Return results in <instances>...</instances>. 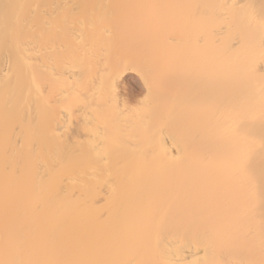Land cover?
I'll list each match as a JSON object with an SVG mask.
<instances>
[{
    "label": "bare ground",
    "instance_id": "obj_1",
    "mask_svg": "<svg viewBox=\"0 0 264 264\" xmlns=\"http://www.w3.org/2000/svg\"><path fill=\"white\" fill-rule=\"evenodd\" d=\"M0 264H264V0H0Z\"/></svg>",
    "mask_w": 264,
    "mask_h": 264
}]
</instances>
